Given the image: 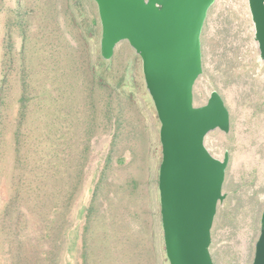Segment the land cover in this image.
<instances>
[{
    "label": "rangeland",
    "instance_id": "rangeland-1",
    "mask_svg": "<svg viewBox=\"0 0 264 264\" xmlns=\"http://www.w3.org/2000/svg\"><path fill=\"white\" fill-rule=\"evenodd\" d=\"M89 4L97 11L92 0H0V264L137 259L124 223L125 203H114L111 222L109 203L97 187V136L111 109L125 99L117 87L130 57L121 54L115 71L105 70L107 61L93 55L88 39L97 31L82 21ZM78 26L86 37V70H70L65 48V38ZM200 41L202 73L193 105H204L216 91L230 116L228 133L216 130L205 138L213 157L228 154L209 251L213 264H251L264 196V63L246 0H215ZM141 84L150 107L151 215L160 228L154 255L168 264L156 185L159 123L143 77ZM125 146L115 140L117 156ZM120 160L113 163L119 166ZM126 172L119 167L114 176Z\"/></svg>",
    "mask_w": 264,
    "mask_h": 264
},
{
    "label": "water",
    "instance_id": "water-1",
    "mask_svg": "<svg viewBox=\"0 0 264 264\" xmlns=\"http://www.w3.org/2000/svg\"><path fill=\"white\" fill-rule=\"evenodd\" d=\"M100 25L99 54L110 60L127 43L139 57L145 90L159 123L157 192L163 249L168 264H213L211 229L228 154L205 147L213 131L228 133L229 112L212 91L193 105L202 73L201 33L215 0H92ZM253 39L264 63V0H246ZM251 264H264V196Z\"/></svg>",
    "mask_w": 264,
    "mask_h": 264
},
{
    "label": "crops",
    "instance_id": "crops-1",
    "mask_svg": "<svg viewBox=\"0 0 264 264\" xmlns=\"http://www.w3.org/2000/svg\"><path fill=\"white\" fill-rule=\"evenodd\" d=\"M89 7V15L82 16V21L88 20L94 34L97 31V35L89 37L88 41L93 47V55L97 53L100 57V25L97 11L90 4ZM81 35L83 36V32L78 26L65 38L70 70H86L84 65V41L86 37ZM123 43L116 46L113 57L104 65L105 70L116 71L114 63L119 56L129 54L130 61L122 69L121 83L117 87L118 93L123 95L125 99L118 102L114 111L111 109L110 116L105 117L104 126H100L101 129L97 136V141L100 143L99 164L95 162L99 165L97 169L100 176L97 187L103 188L105 205L109 203L106 212L108 208L111 210L109 217L111 222L114 203H125L124 223L128 235L132 238L133 252L137 258L133 264H164L157 260L153 247V241L155 242L160 236L158 234L160 228H158L154 216L151 215L150 107L140 92L142 85L141 63L138 65L135 62L133 54L127 50V46ZM131 59L133 64H131ZM102 61L104 60L102 59ZM124 115H127V119ZM99 122L102 124L101 120ZM121 131L123 137L120 134ZM104 139L109 140V145H105ZM116 139H122L126 142L125 149L120 150L121 154L118 156L113 147ZM119 160L121 161L119 166L113 163ZM119 167L127 171L122 177L114 176V172H118ZM108 186L110 187L109 190Z\"/></svg>",
    "mask_w": 264,
    "mask_h": 264
},
{
    "label": "bare ground",
    "instance_id": "bare-ground-1",
    "mask_svg": "<svg viewBox=\"0 0 264 264\" xmlns=\"http://www.w3.org/2000/svg\"><path fill=\"white\" fill-rule=\"evenodd\" d=\"M245 128V127H244ZM239 129V128H238ZM263 129V128H262ZM240 132V131H239ZM244 140V139H243ZM250 147V146H249ZM244 150V149H243ZM250 152V151H249ZM252 153V152H251ZM245 154V153H244ZM244 160V159H243ZM233 161H234V158H233ZM233 163V162H232ZM238 172V171H237ZM262 173V172H261ZM237 217V216H236ZM242 233V232H241ZM248 243V242H247ZM237 247H239V246H237ZM244 247V246H243ZM236 249V248H235ZM242 252V251H241ZM240 258H242V257H240Z\"/></svg>",
    "mask_w": 264,
    "mask_h": 264
}]
</instances>
